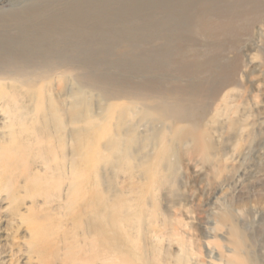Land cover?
Returning a JSON list of instances; mask_svg holds the SVG:
<instances>
[{
	"label": "rangeland",
	"instance_id": "obj_1",
	"mask_svg": "<svg viewBox=\"0 0 264 264\" xmlns=\"http://www.w3.org/2000/svg\"><path fill=\"white\" fill-rule=\"evenodd\" d=\"M68 1L73 0H0V39L16 35L15 22L7 18L9 14L36 5L64 13ZM76 2L86 3L87 7L93 4L96 8L91 15H104L106 19L101 26L93 18L87 21L84 29L97 30L91 44L76 45L72 39H64L60 45L67 57L76 60L79 54L88 51L101 64L100 68L90 70L95 74L115 80L129 79L135 85L153 80L167 84L166 89H171V82L187 84L189 81L188 77H175L170 70L163 69V66H171V55L176 49L189 58L191 49H197L203 53L202 58L215 59L221 43L229 44L232 39L225 34L208 40L193 33L197 23L190 19L200 12V4H213L207 14L212 21L231 19L241 13L237 4L227 0ZM248 2L252 5L258 2L264 15V0ZM47 42L42 50H37L36 43L30 45L35 59L39 60L40 54L45 56L47 49L52 48ZM124 46H132L130 55L119 54ZM103 50H107L106 58L101 57ZM223 56L227 60L233 58L230 53ZM69 71L55 76L46 89L40 90L42 93L34 88L32 95L24 89V93H21L23 90L15 91L13 82H0V97H3L0 99V144L5 147L3 151L0 149V264H116L113 255L97 256L99 246L96 247L87 230L91 214H86L80 203L69 200V181L64 183L62 179L52 178L65 172L67 163H63L62 158L67 157L64 160L68 161L70 157L71 145L66 131L60 133L54 128L49 131L51 135L41 132L39 137L31 130L33 124L24 125L17 114V102L26 103L38 93L68 104V85L73 82ZM73 87L78 88L77 85ZM86 96L94 105L100 103L99 91L86 89ZM5 98L11 99L8 110L3 102ZM143 109L139 103L134 113ZM138 115L140 113L128 118L123 129L128 133L134 128L136 132L131 155L125 157L107 152L98 161L96 172L102 183L100 189L110 198L123 194L134 200V217L129 225L135 228L131 235L138 239L136 245L142 258L145 253L141 250L146 247L149 254L153 249H160L161 264H189L184 258L187 254L209 264L210 260H216L211 250L232 254L227 229L220 230L218 225L221 213L229 212L245 231V255L264 264V127L255 125L250 129V137L241 142L243 149L237 157L233 155L232 145L228 151L222 141L214 139V149L206 159L205 154L196 149V143L184 139L186 133H171L167 139L169 156L166 161L147 162V155L153 150L149 141L153 135L152 125ZM61 136L65 137L64 143H60ZM48 144L54 150L52 156L46 154L50 152L46 149ZM244 152L246 156L241 155ZM218 154L227 155V160L216 157ZM152 174L155 181L149 184L147 177ZM46 180L51 181L45 185L46 190L42 193L32 191ZM134 187L135 193L132 192ZM29 210L37 214L36 226L26 225L17 214ZM36 238L44 239L41 246Z\"/></svg>",
	"mask_w": 264,
	"mask_h": 264
},
{
	"label": "bare ground",
	"instance_id": "obj_2",
	"mask_svg": "<svg viewBox=\"0 0 264 264\" xmlns=\"http://www.w3.org/2000/svg\"><path fill=\"white\" fill-rule=\"evenodd\" d=\"M227 1L237 4L241 13L231 19L212 21L207 14L213 4L208 2L200 4V12L190 20L197 23L193 30L195 35L212 40L226 34L232 36L230 43H221L215 59L202 58L203 53L197 49H191L189 58L187 54L176 49L171 55V66H163V69L170 70L175 77H188L189 81L187 84L171 82V89L165 88L167 84L153 80H145L135 85L129 79L115 80L95 74L90 70L100 68L101 64H98L92 57L93 54L88 51L86 54H79L76 60L63 53L60 43L66 38L72 39L76 45L93 42L97 30L84 29L90 18L95 19L99 26L104 25L106 16L91 15L96 8L93 4L87 7L86 3L68 1V4L65 3L67 5L64 13L52 12L53 10L49 11L46 6L36 5L7 16L10 21L15 22L16 35L14 38L11 36L9 39H0V82H13L15 91L24 89L32 95L34 88L42 93L40 90L46 89L55 76L72 69L69 71L73 82L68 85V104L54 100L51 96L46 99L38 93L26 103L17 102V114H20L24 125L33 124L31 130L39 137L41 132L51 135L49 131L54 128L60 133L66 131V138L71 145L68 153L70 157L68 161L64 160L67 157L62 158L63 163H67L65 172L52 178L57 181L62 179L64 183L68 180L69 200L74 204L80 203L84 212L91 214L87 230L96 247L99 246L97 256L113 255L116 264H161L162 260L158 248L150 251V254L147 247L142 249L145 253L143 258L138 250V239L131 235L135 228L129 225L130 219L134 217V200L125 198L123 194L110 198L108 193L100 189L102 183L96 172L98 161L106 156L107 152L128 157L132 153L131 146L136 143L134 128L128 133L123 132L128 118L140 113V119L152 125L153 135L149 141L153 150L148 153L147 162L159 160L162 163L169 156L166 145L171 133H186L185 137H182L196 143V149L205 154L203 157L209 159V152L214 149V139L222 141L228 151L232 145L233 155L237 157L243 149L240 148L241 142L250 137V129L255 125L264 127L263 9L258 2L252 5L248 0ZM46 42L52 48L47 49L45 56L40 54L39 60L35 59V51L29 50L30 45L36 43L37 50H42L46 47ZM131 47H122L119 54L130 55ZM106 51L103 50L102 58L107 57ZM225 53L232 54L233 58L225 59ZM75 85L78 88H74ZM86 89L100 92L98 105L88 99ZM24 90L21 93H24ZM3 102L6 110L11 108V99L5 98ZM139 103L144 109L136 114L134 112ZM254 118L258 120L253 123ZM59 138L60 143H64L65 137ZM4 148L1 143L0 149L3 151ZM46 149L50 151L46 154H54L51 144H48ZM241 155L247 154L244 152ZM217 156L223 161L228 158L223 154ZM147 180L149 184L154 183L155 175H150ZM50 182L46 180L45 183L36 185L32 191L42 193L46 190L45 185L48 186ZM136 190L134 187L132 192L135 193ZM30 211L17 214L26 225L36 226L37 214H31ZM232 217L231 213L222 212L218 224L220 230L227 229L233 247L232 254L211 250V254L216 255V260H210L208 263L259 264L243 252L245 231ZM36 240L39 246L41 241H44L43 238ZM193 256L187 254L184 258L192 264L190 261ZM193 261L194 264H205L197 258Z\"/></svg>",
	"mask_w": 264,
	"mask_h": 264
}]
</instances>
